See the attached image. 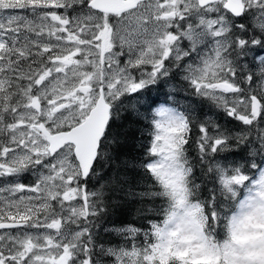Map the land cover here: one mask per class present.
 <instances>
[{
	"label": "snow or ice",
	"instance_id": "6c2138e0",
	"mask_svg": "<svg viewBox=\"0 0 264 264\" xmlns=\"http://www.w3.org/2000/svg\"><path fill=\"white\" fill-rule=\"evenodd\" d=\"M0 264H264V0H0Z\"/></svg>",
	"mask_w": 264,
	"mask_h": 264
}]
</instances>
